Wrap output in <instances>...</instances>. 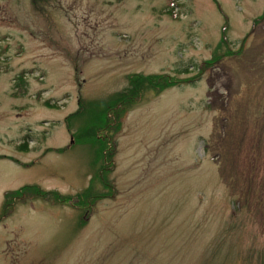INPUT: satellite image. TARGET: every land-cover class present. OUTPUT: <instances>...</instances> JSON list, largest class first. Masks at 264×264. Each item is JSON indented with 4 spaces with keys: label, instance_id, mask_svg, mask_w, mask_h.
Here are the masks:
<instances>
[{
    "label": "rangeland",
    "instance_id": "374dc122",
    "mask_svg": "<svg viewBox=\"0 0 264 264\" xmlns=\"http://www.w3.org/2000/svg\"><path fill=\"white\" fill-rule=\"evenodd\" d=\"M153 74L179 83L79 140ZM27 185L72 205L16 203L0 264H264V0H0V210Z\"/></svg>",
    "mask_w": 264,
    "mask_h": 264
},
{
    "label": "trees",
    "instance_id": "16d2710c",
    "mask_svg": "<svg viewBox=\"0 0 264 264\" xmlns=\"http://www.w3.org/2000/svg\"><path fill=\"white\" fill-rule=\"evenodd\" d=\"M225 29H227V27H225ZM224 39L227 41L226 37H224ZM211 64V61L205 63L206 68H209ZM134 78L137 79H134L132 81L133 86L128 90L129 92H122L116 97L110 98L109 101L104 102L99 107L97 118L91 120L90 122L88 121L90 125H87L86 129L82 133V136L79 137V140L86 141L93 139L94 141H99L101 143V150L103 149L104 151L109 143V132L119 126V120L123 113L131 105L137 103L140 100L146 88H151L160 92L179 83V80H176L174 77H171L167 74H153L142 77L137 76ZM21 80H23V78H21ZM192 80L194 81L195 79ZM91 104L92 103H90V105ZM91 107H93V105ZM90 111V108H87V112L90 113ZM81 113L82 110H78L70 114L67 117V121H69L68 124H70V119H72L74 116L81 115ZM26 146V144H23L21 146V149H25ZM113 150L114 149L111 148V150H109L107 153L103 152L105 157L108 155L109 161H112V157L114 154ZM108 165L109 164H105L100 169V171L98 172V175L100 177H103L108 172H106V167H110V165ZM92 187L93 186L88 187L83 192H79L77 194V205H79V208L83 211L82 213H80L81 223H85L87 221V213L96 203V201L103 196V194L91 193ZM73 198L74 197L72 195H63L56 190H45L38 185H27L18 190L6 193V200L4 201V205L0 210V222L15 210V205L18 202L43 199L46 201H52L54 204L72 205L71 201Z\"/></svg>",
    "mask_w": 264,
    "mask_h": 264
}]
</instances>
